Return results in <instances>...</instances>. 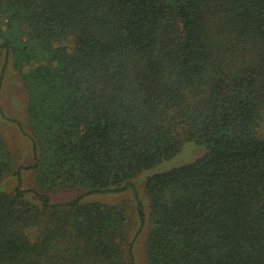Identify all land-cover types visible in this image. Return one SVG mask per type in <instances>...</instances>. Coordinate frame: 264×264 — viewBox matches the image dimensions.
I'll list each match as a JSON object with an SVG mask.
<instances>
[{
    "label": "trees",
    "instance_id": "trees-1",
    "mask_svg": "<svg viewBox=\"0 0 264 264\" xmlns=\"http://www.w3.org/2000/svg\"><path fill=\"white\" fill-rule=\"evenodd\" d=\"M0 52L31 153L0 130V264H135L143 231L144 264H264V0H0Z\"/></svg>",
    "mask_w": 264,
    "mask_h": 264
},
{
    "label": "rangeland",
    "instance_id": "rangeland-1",
    "mask_svg": "<svg viewBox=\"0 0 264 264\" xmlns=\"http://www.w3.org/2000/svg\"><path fill=\"white\" fill-rule=\"evenodd\" d=\"M25 93L22 86L21 78L18 73L13 69L10 61H5L4 55L0 52V130L8 144V147L14 154L16 162L15 169L18 166H27L31 162L30 144L28 140L19 132L18 128L12 124V121H21L25 119ZM6 118L8 120H6ZM203 148L187 144L182 149L181 153L170 161L164 162L159 165L153 172H163L171 168L179 167L193 162L199 158L203 153ZM150 172L143 173L139 176L134 184L136 186L139 198L143 205L146 207V200L142 193V185ZM21 187L23 191L31 189L30 172L21 171ZM16 186L14 178L6 180L1 186L0 190L9 191ZM76 193H66L52 197V201L57 204H63L73 200ZM132 193L126 191L120 195H98L89 196L85 199L88 202H101L105 204H119L126 203V206H132ZM25 197L31 199V194L26 192ZM144 231L139 235L137 242L133 247V254L135 264H144L143 259V235Z\"/></svg>",
    "mask_w": 264,
    "mask_h": 264
}]
</instances>
